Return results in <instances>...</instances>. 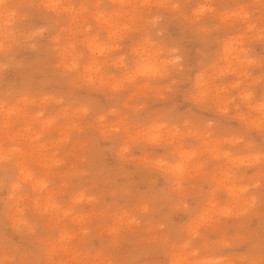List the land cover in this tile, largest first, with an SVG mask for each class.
Here are the masks:
<instances>
[{
	"label": "clouds",
	"instance_id": "obj_1",
	"mask_svg": "<svg viewBox=\"0 0 264 264\" xmlns=\"http://www.w3.org/2000/svg\"><path fill=\"white\" fill-rule=\"evenodd\" d=\"M0 264H264V0H0Z\"/></svg>",
	"mask_w": 264,
	"mask_h": 264
}]
</instances>
